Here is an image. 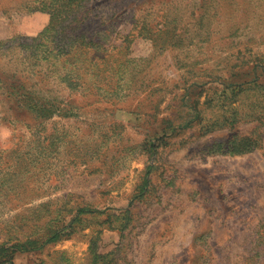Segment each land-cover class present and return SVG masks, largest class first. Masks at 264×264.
Segmentation results:
<instances>
[{
    "label": "rangeland",
    "instance_id": "rangeland-1",
    "mask_svg": "<svg viewBox=\"0 0 264 264\" xmlns=\"http://www.w3.org/2000/svg\"><path fill=\"white\" fill-rule=\"evenodd\" d=\"M0 264H264V0H0Z\"/></svg>",
    "mask_w": 264,
    "mask_h": 264
}]
</instances>
